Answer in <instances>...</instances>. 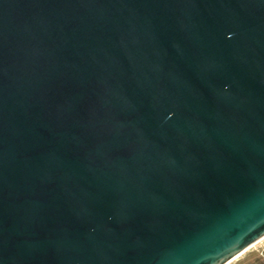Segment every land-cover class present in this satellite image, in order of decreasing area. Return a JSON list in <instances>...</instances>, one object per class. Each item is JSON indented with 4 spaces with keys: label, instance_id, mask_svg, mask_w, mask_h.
Returning <instances> with one entry per match:
<instances>
[{
    "label": "water",
    "instance_id": "water-1",
    "mask_svg": "<svg viewBox=\"0 0 264 264\" xmlns=\"http://www.w3.org/2000/svg\"><path fill=\"white\" fill-rule=\"evenodd\" d=\"M263 237L264 0H0V264Z\"/></svg>",
    "mask_w": 264,
    "mask_h": 264
},
{
    "label": "rangeland",
    "instance_id": "rangeland-1",
    "mask_svg": "<svg viewBox=\"0 0 264 264\" xmlns=\"http://www.w3.org/2000/svg\"><path fill=\"white\" fill-rule=\"evenodd\" d=\"M228 264H264V239L248 247Z\"/></svg>",
    "mask_w": 264,
    "mask_h": 264
},
{
    "label": "bare ground",
    "instance_id": "bare-ground-1",
    "mask_svg": "<svg viewBox=\"0 0 264 264\" xmlns=\"http://www.w3.org/2000/svg\"><path fill=\"white\" fill-rule=\"evenodd\" d=\"M264 239V237L263 238H261V239H259V240H257L255 243H253V244H251L250 246H248V247H251V246H253V245H255L257 242H260L261 240H263ZM247 247V248H248ZM237 257V256H236ZM236 257H234L231 261H229L228 263H230V262H232V261H234V259L236 258ZM227 263V264H228Z\"/></svg>",
    "mask_w": 264,
    "mask_h": 264
}]
</instances>
